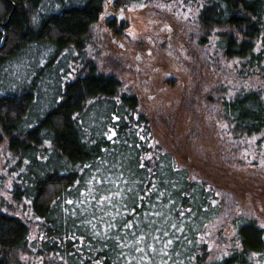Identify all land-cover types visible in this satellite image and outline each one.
<instances>
[{
  "label": "trees",
  "instance_id": "obj_1",
  "mask_svg": "<svg viewBox=\"0 0 264 264\" xmlns=\"http://www.w3.org/2000/svg\"><path fill=\"white\" fill-rule=\"evenodd\" d=\"M157 1L194 9L189 38L212 49L198 56L205 76L190 63L183 136L91 54L108 0H0V264H264V226L214 188L196 122L202 100L229 166L247 141L264 148V0L110 2ZM225 61L230 88L203 91ZM226 222L233 241L215 255Z\"/></svg>",
  "mask_w": 264,
  "mask_h": 264
},
{
  "label": "rangeland",
  "instance_id": "obj_2",
  "mask_svg": "<svg viewBox=\"0 0 264 264\" xmlns=\"http://www.w3.org/2000/svg\"><path fill=\"white\" fill-rule=\"evenodd\" d=\"M108 1L102 16L91 29V54L101 69L119 75L123 89L133 91L145 111L165 113L167 121L175 120L176 128L183 136L190 119L186 112L177 110L184 102L180 103L185 92L192 87L190 63L205 76L206 73L201 71L202 61L198 56L212 52V49H194L193 41L189 38V34L197 27L196 11L189 6H182L179 2L157 1L130 5L113 12L111 0ZM120 15L122 17H119ZM112 16L117 18L118 28L125 25L119 33L107 26V21ZM209 63L212 64V59ZM222 69H225L226 73L222 75L218 69V79L203 78V91H210L216 85L230 88L233 82L230 71L236 72L235 67L231 62L225 61L222 63ZM208 70V75H213L214 65ZM238 83L236 81V84ZM243 83L252 85V88L260 84V80L251 78L248 81L243 80ZM186 99L185 105L188 106L186 103L189 101ZM201 101L200 106H196V122L203 131L200 146H206V153L213 158L210 160L211 171L215 175L214 178H217L213 180L217 181L214 188L231 191L238 203L236 212L251 214L260 226H264V148H259L254 139H251L240 153L243 164H224V160L217 154V146L221 144V140L216 141L213 134L216 128L212 129V117L207 112H201L204 108ZM216 136L219 137V134ZM195 144L199 146V143ZM213 230L214 233L219 230V224L214 226ZM233 233L231 224L226 222L222 234L213 238L211 245L215 255L228 251L233 241Z\"/></svg>",
  "mask_w": 264,
  "mask_h": 264
},
{
  "label": "flooded vegetation",
  "instance_id": "obj_3",
  "mask_svg": "<svg viewBox=\"0 0 264 264\" xmlns=\"http://www.w3.org/2000/svg\"><path fill=\"white\" fill-rule=\"evenodd\" d=\"M119 10H121V9H119ZM119 17H122V15H120Z\"/></svg>",
  "mask_w": 264,
  "mask_h": 264
}]
</instances>
